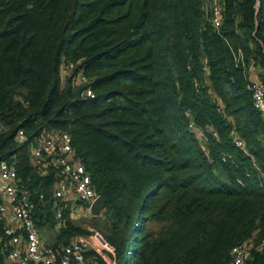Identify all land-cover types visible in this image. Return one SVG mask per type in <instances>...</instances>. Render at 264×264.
I'll list each match as a JSON object with an SVG mask.
<instances>
[{
	"label": "trees",
	"instance_id": "1",
	"mask_svg": "<svg viewBox=\"0 0 264 264\" xmlns=\"http://www.w3.org/2000/svg\"><path fill=\"white\" fill-rule=\"evenodd\" d=\"M221 1L217 31L209 0H0V162L17 158L47 209L40 227L55 217L56 175L36 169L30 143L69 132L106 199L117 264H226L264 237V116L235 61L242 50L264 83V0ZM65 220L54 244L89 233ZM0 264H17L1 245ZM245 264H264V249Z\"/></svg>",
	"mask_w": 264,
	"mask_h": 264
},
{
	"label": "built area",
	"instance_id": "2",
	"mask_svg": "<svg viewBox=\"0 0 264 264\" xmlns=\"http://www.w3.org/2000/svg\"><path fill=\"white\" fill-rule=\"evenodd\" d=\"M209 1L211 21L214 29L218 31L224 20L222 1ZM235 61L236 65L243 66L247 71L253 105L264 116V83L258 76L255 63L251 61L247 66L242 50L235 55ZM63 67L69 71L66 74L69 75L74 65L62 64L61 68L64 69ZM207 69L205 65L204 70ZM82 80L86 82L84 76ZM85 94L89 97L95 96L91 88H87ZM9 130L10 126L0 117V133ZM199 135L203 136L201 133ZM15 140L19 144L29 142L23 127L17 129ZM235 142L244 148L243 139L235 137ZM30 150L31 161L41 174H47L49 170L55 171L56 182L51 188L53 201L50 206L55 213L53 222L65 225V209L71 218L81 216L80 211H84L87 216H95L92 208L101 195L97 192L85 163L76 155L71 134L42 133L30 143ZM17 163L16 157L0 162V245L6 259L17 264H92L96 255H100L108 264H117L111 257L114 247L106 240H103L106 243L104 245L100 234L101 238L98 234L76 235L60 245L46 241L35 218L36 204L31 191L21 187ZM39 199L43 201L45 194L41 193ZM262 249L264 237L260 241L255 238L243 241L232 248L230 260L226 264H245L254 251Z\"/></svg>",
	"mask_w": 264,
	"mask_h": 264
},
{
	"label": "rangeland",
	"instance_id": "3",
	"mask_svg": "<svg viewBox=\"0 0 264 264\" xmlns=\"http://www.w3.org/2000/svg\"><path fill=\"white\" fill-rule=\"evenodd\" d=\"M207 8H208V6H207ZM64 64H66V62ZM66 65L69 66V65H73V64H69V65L66 64ZM61 72L64 74L63 76L65 78L67 77L66 74L69 73V71H67L66 68H64V69L61 68ZM81 207L83 208V204H81ZM50 210H52V212H54L53 209L50 208ZM42 211H43V213L40 212V210H38L36 208L35 214L38 217H42V218L46 219L48 217V214H46L47 209L42 210ZM80 213H81V216L76 217V218H71V219H72V223L74 225H79V226H81L84 229L89 231L88 234H83L84 236H95L97 234L98 235L100 234L102 236L101 232L104 233L107 231V229H108V222L107 221L108 220H107L106 216H103L101 213L99 215H95V216H87L86 214H84L85 213L84 211H80ZM51 220H52V222L45 220L44 222L46 224L44 226H41V232L44 235V238L46 240L48 239L49 241H53L54 239H56L57 235L60 233V231L63 227L62 224H59L58 222L57 223L53 222L54 221L53 215H52ZM153 227L158 229L161 227V225L160 224H154ZM101 236H100V238H101ZM101 240L105 241L104 238L103 239L101 238ZM104 241H103V243L105 245L106 243ZM93 244L96 245L95 243H93ZM93 251H95V250H93ZM104 251H106V253L110 256L109 252L106 249Z\"/></svg>",
	"mask_w": 264,
	"mask_h": 264
},
{
	"label": "water",
	"instance_id": "4",
	"mask_svg": "<svg viewBox=\"0 0 264 264\" xmlns=\"http://www.w3.org/2000/svg\"><path fill=\"white\" fill-rule=\"evenodd\" d=\"M105 204H106V199L103 196H100L97 199V201L94 203L92 208L94 215H99L102 212Z\"/></svg>",
	"mask_w": 264,
	"mask_h": 264
},
{
	"label": "crops",
	"instance_id": "5",
	"mask_svg": "<svg viewBox=\"0 0 264 264\" xmlns=\"http://www.w3.org/2000/svg\"><path fill=\"white\" fill-rule=\"evenodd\" d=\"M42 233V232H41ZM43 235V234H42ZM43 237H44V235H43ZM47 242H49V243H51V244H54L53 243V241H49L48 239L46 240ZM62 243H64V242H61V243H59V244H55V245H60V244H62Z\"/></svg>",
	"mask_w": 264,
	"mask_h": 264
}]
</instances>
